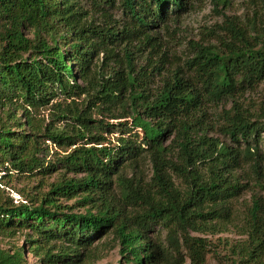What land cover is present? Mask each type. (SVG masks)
Instances as JSON below:
<instances>
[{
    "label": "trees",
    "instance_id": "16d2710c",
    "mask_svg": "<svg viewBox=\"0 0 264 264\" xmlns=\"http://www.w3.org/2000/svg\"><path fill=\"white\" fill-rule=\"evenodd\" d=\"M212 1L216 9L226 3ZM194 2L0 0V165L28 175L58 165L81 174L63 173L29 202L0 200V234L28 229L24 241L43 264H81L107 233L119 246L118 264H183L186 257L205 264L209 242L200 234L230 218L231 200L251 181L264 184V120L243 101L264 80V13L253 7L243 20L222 14L189 40L181 67L167 69L171 55L156 28L168 31ZM133 48L147 51L144 66ZM151 56L158 60L150 63ZM167 70L152 87L155 74ZM48 104L56 111L41 127L30 111ZM58 121L61 128L51 126ZM105 131L118 133L114 143H106ZM40 137L71 148L47 160ZM145 156L148 182L138 164ZM77 195L82 212L60 202ZM156 225L166 230V244L151 233ZM241 226L245 238L230 244L226 260L214 257L264 264L260 195H251ZM51 242H59L56 253ZM24 261L23 246L0 248V264Z\"/></svg>",
    "mask_w": 264,
    "mask_h": 264
},
{
    "label": "rangeland",
    "instance_id": "374dc122",
    "mask_svg": "<svg viewBox=\"0 0 264 264\" xmlns=\"http://www.w3.org/2000/svg\"><path fill=\"white\" fill-rule=\"evenodd\" d=\"M257 3V4H256ZM256 4V5H255ZM255 5V6H254ZM262 11L264 13V3L263 0H226V3H219L217 9L215 8L214 2L212 0H195L192 4V7L189 10H186L184 13L180 14V17L174 21L171 20L168 24L169 30L165 31L163 28H156L158 30V35L163 39V42L166 43L168 51L170 53V63L164 64L165 68H170L172 70H178L185 59V56L188 52L187 44L189 40H197L201 36V31L205 27L215 24L218 21L222 20V14L229 16H234L238 19L243 20L244 16H251L252 8ZM219 11V12H218ZM117 17L118 15L115 14ZM261 17V16H260ZM31 36V34H30ZM68 46L64 45L63 49H67ZM135 55V62L140 65L146 64L145 55L146 50L142 54L138 55L136 49L133 48ZM103 59V53H100L98 58H96V64H99ZM158 60L155 56H151L150 63H154ZM158 64V63H157ZM159 66V65H158ZM150 67V64H149ZM147 67V68H149ZM168 74V70L161 72V74H155L154 82L152 87L159 86L162 81L163 76ZM78 82H82L78 80ZM83 83V82H82ZM83 97L80 98V100ZM242 100V98L240 99ZM244 105L248 106L250 111L254 113L257 117L264 120V80L258 84L253 90L247 91L243 97ZM229 102L226 103L225 107H229ZM221 105L217 107L219 110ZM56 109L50 104L45 106H40L37 109H32L30 112L31 119L34 122L41 124L43 127L46 124H49L52 120ZM17 115H21V110H16ZM22 117V115H21ZM24 118L22 117V121ZM54 128H61L63 126V121L54 122L52 124ZM27 131L29 128L27 127ZM134 131H139L135 129ZM102 134L106 137V143H114L116 141L117 132L105 131ZM141 132H139V140H142ZM210 134L217 136L221 140H228V138L222 134H219L216 131H210ZM171 137L165 139V142L168 143ZM40 140H44L45 143L42 144L44 147L43 152L40 155L45 156L48 160L56 159L61 154L66 153L70 150L71 147L58 145L51 140H47L40 137ZM261 142L260 147L264 152V132L261 133ZM139 169L142 173L144 181L148 182L151 176V164L147 156L139 161ZM6 164L0 165V200L8 201L12 199L13 203L25 202L33 198L35 195L41 194L44 191H47L50 184L54 181L60 179L64 173L67 177L80 176L81 174H74L71 172H65L64 169L58 165V169L48 174H37V175H28L25 173H18L16 171H7L5 169ZM125 172L130 175V168L124 169ZM175 184L180 188L184 187L185 184L179 178H174ZM114 189L116 185L113 184ZM260 195L264 201V184L258 185L253 181L250 182L249 186L242 190L241 193L234 199L231 200V214L230 218L226 220H219L216 222L215 231L213 233H204L200 234L207 238L209 245V252L206 254L205 264H220L218 260L214 257V252H217L220 257H223V260H226L227 255L230 253V244L236 240H242L245 238V234H241V225L243 224V210L246 204L250 203L251 195ZM77 196L72 198L60 199V202L63 204L71 205L72 211L82 212L84 207L77 205ZM29 230L26 228H19L11 235L0 234V248L8 249L12 252L15 248L20 246L24 247V258L25 264H43L38 256L33 255L29 252V243H25L24 239L27 237V232ZM151 233L158 237L162 243L166 244V230L159 229V227L153 226ZM33 239H37V236H33ZM59 242H51L49 248L53 253L58 251L56 245ZM42 250H46L45 244L42 242L36 243ZM31 246V245H30ZM122 257L119 253V246L113 241V235L107 233L102 235L100 239H96L92 244L90 249V254L81 264H118L120 263ZM57 264H63V262H58ZM121 264H124L122 262ZM183 264H190L189 259L186 257Z\"/></svg>",
    "mask_w": 264,
    "mask_h": 264
}]
</instances>
